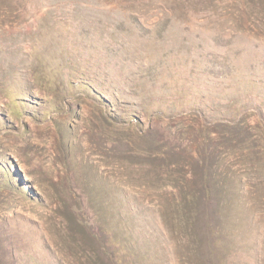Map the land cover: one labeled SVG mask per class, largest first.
Instances as JSON below:
<instances>
[{
    "label": "rangeland",
    "instance_id": "1",
    "mask_svg": "<svg viewBox=\"0 0 264 264\" xmlns=\"http://www.w3.org/2000/svg\"><path fill=\"white\" fill-rule=\"evenodd\" d=\"M0 264H264V0H0Z\"/></svg>",
    "mask_w": 264,
    "mask_h": 264
},
{
    "label": "trees",
    "instance_id": "2",
    "mask_svg": "<svg viewBox=\"0 0 264 264\" xmlns=\"http://www.w3.org/2000/svg\"><path fill=\"white\" fill-rule=\"evenodd\" d=\"M101 247H102V246H101ZM102 249L105 250V247H102ZM104 252H106V251H104ZM106 254H107V252H106Z\"/></svg>",
    "mask_w": 264,
    "mask_h": 264
}]
</instances>
